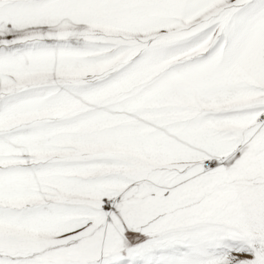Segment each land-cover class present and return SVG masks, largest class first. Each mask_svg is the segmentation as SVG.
I'll use <instances>...</instances> for the list:
<instances>
[{
  "label": "snow or ice",
  "instance_id": "obj_1",
  "mask_svg": "<svg viewBox=\"0 0 264 264\" xmlns=\"http://www.w3.org/2000/svg\"><path fill=\"white\" fill-rule=\"evenodd\" d=\"M0 264H264V0H0Z\"/></svg>",
  "mask_w": 264,
  "mask_h": 264
}]
</instances>
